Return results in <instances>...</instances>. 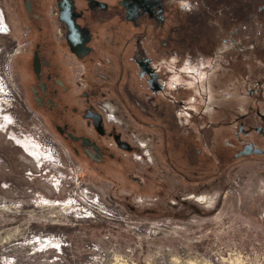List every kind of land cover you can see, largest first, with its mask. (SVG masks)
Returning a JSON list of instances; mask_svg holds the SVG:
<instances>
[{"label":"rangeland","instance_id":"obj_1","mask_svg":"<svg viewBox=\"0 0 264 264\" xmlns=\"http://www.w3.org/2000/svg\"><path fill=\"white\" fill-rule=\"evenodd\" d=\"M0 29V264H264L263 158L170 176L152 138L109 97L94 104L115 110L106 125L135 150L94 161L72 138L80 132L62 133L70 120L91 135L81 116L92 78L60 70L47 104L29 38L10 35L2 0ZM204 195L211 206L195 200Z\"/></svg>","mask_w":264,"mask_h":264},{"label":"flooded vegetation","instance_id":"obj_2","mask_svg":"<svg viewBox=\"0 0 264 264\" xmlns=\"http://www.w3.org/2000/svg\"><path fill=\"white\" fill-rule=\"evenodd\" d=\"M2 7L10 35L29 38L47 104L53 86L64 84L60 70L79 66L92 78L81 116L90 137L70 120L62 130L80 132L70 137L92 160L135 150L106 125L118 121L115 110L94 104L109 97L152 138L153 160L170 176L199 179L203 171L194 170L211 161L219 168L264 159L262 24L253 31L264 0H2ZM195 200L213 204L207 195Z\"/></svg>","mask_w":264,"mask_h":264},{"label":"water","instance_id":"obj_3","mask_svg":"<svg viewBox=\"0 0 264 264\" xmlns=\"http://www.w3.org/2000/svg\"><path fill=\"white\" fill-rule=\"evenodd\" d=\"M256 152V151H255ZM257 154L260 153L259 151L256 152ZM249 152L247 150H245L241 155H248Z\"/></svg>","mask_w":264,"mask_h":264},{"label":"bare ground","instance_id":"obj_4","mask_svg":"<svg viewBox=\"0 0 264 264\" xmlns=\"http://www.w3.org/2000/svg\"><path fill=\"white\" fill-rule=\"evenodd\" d=\"M40 243H41L40 246H42V245L44 246V244H48V242H41V241H40Z\"/></svg>","mask_w":264,"mask_h":264},{"label":"built area","instance_id":"obj_5","mask_svg":"<svg viewBox=\"0 0 264 264\" xmlns=\"http://www.w3.org/2000/svg\"><path fill=\"white\" fill-rule=\"evenodd\" d=\"M88 214H90V213H88ZM89 216V215H88ZM88 219V218H87Z\"/></svg>","mask_w":264,"mask_h":264},{"label":"snow or ice","instance_id":"obj_6","mask_svg":"<svg viewBox=\"0 0 264 264\" xmlns=\"http://www.w3.org/2000/svg\"><path fill=\"white\" fill-rule=\"evenodd\" d=\"M0 30H2V29H0Z\"/></svg>","mask_w":264,"mask_h":264}]
</instances>
